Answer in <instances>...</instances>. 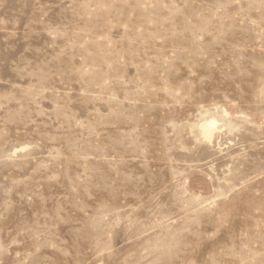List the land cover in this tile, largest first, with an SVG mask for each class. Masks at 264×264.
I'll list each match as a JSON object with an SVG mask.
<instances>
[{"label":"rangeland","instance_id":"1","mask_svg":"<svg viewBox=\"0 0 264 264\" xmlns=\"http://www.w3.org/2000/svg\"><path fill=\"white\" fill-rule=\"evenodd\" d=\"M0 264H264V0H0Z\"/></svg>","mask_w":264,"mask_h":264},{"label":"bare ground","instance_id":"2","mask_svg":"<svg viewBox=\"0 0 264 264\" xmlns=\"http://www.w3.org/2000/svg\"><path fill=\"white\" fill-rule=\"evenodd\" d=\"M217 125H218V121L216 119H211V118L203 121L200 124V129L202 130L203 137L206 140L210 141V143L215 138Z\"/></svg>","mask_w":264,"mask_h":264}]
</instances>
